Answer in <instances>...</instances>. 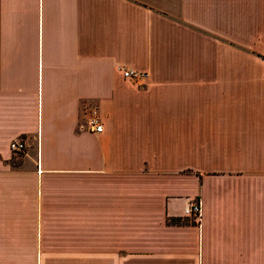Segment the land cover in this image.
Wrapping results in <instances>:
<instances>
[{"label":"crops","instance_id":"crops-1","mask_svg":"<svg viewBox=\"0 0 264 264\" xmlns=\"http://www.w3.org/2000/svg\"><path fill=\"white\" fill-rule=\"evenodd\" d=\"M0 264H264V0H0Z\"/></svg>","mask_w":264,"mask_h":264},{"label":"built area","instance_id":"built-area-1","mask_svg":"<svg viewBox=\"0 0 264 264\" xmlns=\"http://www.w3.org/2000/svg\"><path fill=\"white\" fill-rule=\"evenodd\" d=\"M121 73L125 79L135 82L140 81L144 79V77H146V74L127 68L121 69ZM89 125L91 127V130L96 134H101L104 132V126L100 123L99 119H97L96 117L92 118L89 121ZM11 149L16 153L23 152L26 149V146L23 142L16 141L11 144ZM201 212H202L201 203L198 200H193L189 203V205L185 209V218L199 221Z\"/></svg>","mask_w":264,"mask_h":264}]
</instances>
